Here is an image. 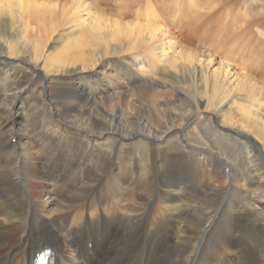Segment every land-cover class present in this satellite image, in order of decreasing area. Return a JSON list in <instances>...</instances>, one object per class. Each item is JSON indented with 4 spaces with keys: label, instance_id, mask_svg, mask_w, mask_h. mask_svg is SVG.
<instances>
[{
    "label": "bare ground",
    "instance_id": "obj_1",
    "mask_svg": "<svg viewBox=\"0 0 264 264\" xmlns=\"http://www.w3.org/2000/svg\"><path fill=\"white\" fill-rule=\"evenodd\" d=\"M206 1L149 2L133 25L102 0L0 1V76L9 79L0 87V264H34L46 249L51 264H264V195L239 191L219 213L206 205L222 196L195 190L199 154L211 162L207 147L232 138L243 141L253 186L264 182V154L254 158L235 129L255 112L264 144L262 74L241 71L258 72L261 55L250 40L238 54L242 38L221 50L220 18L236 14L225 0ZM242 23L264 48V22ZM191 24L219 36L211 44L227 63L179 59L191 47L166 26ZM141 44L158 79L142 70ZM17 61L29 71L13 75ZM28 92L36 112L23 102ZM195 122L204 129L189 135Z\"/></svg>",
    "mask_w": 264,
    "mask_h": 264
},
{
    "label": "rangeland",
    "instance_id": "obj_2",
    "mask_svg": "<svg viewBox=\"0 0 264 264\" xmlns=\"http://www.w3.org/2000/svg\"><path fill=\"white\" fill-rule=\"evenodd\" d=\"M0 1H2V0H0ZM166 1H168V0H123V1L122 0H102L100 5L102 8H105L107 10L109 9L110 6H111V8H118V9L123 8L124 9L123 14L125 15L124 16L125 24L126 25H133L135 23H139V22L144 21L143 16L141 14L138 15L137 13L140 9H142L144 11V9L146 8V6L149 2L156 3V4L160 5V7L164 8ZM205 1L206 0H204V3H209V1H206V2ZM213 1L215 2L218 0H213ZM225 1L227 4L232 6V7H228V9L231 8L233 11V15L236 14L235 15L236 20L234 19V16H230V17L226 18L227 17L226 16L227 8L221 7L222 8L221 10L222 11L224 10L221 13V16H224L226 18L225 20H223L222 17L220 18V19H222L223 24L225 22V24L221 27V29L218 30L219 32L217 33L221 38L218 35L215 36L211 28H208V30L205 31V33H204V31L202 29H201V31H200V29L194 30L196 28H194L192 26V24L189 25L187 30H185L184 27H179V29H178L177 25H171V27H169V25H170L169 24L166 26L175 32V35H176L178 41L183 42L185 44L187 43L188 46L191 47V49H189V51L188 50L186 51L182 48L178 49L177 50L178 51L177 56L179 57V59H184L186 54H188L187 57H190L193 59H198V58L202 59V58L209 57L210 55L215 54L217 56V61L227 63L226 62L227 59L223 58L220 54H218V52L215 51L217 47L212 46V44H217L218 40L222 39L223 43H222V49L221 50H223L226 47V45H229V40L227 39L228 37H229V39H230V37L233 38L234 45H236V43H235L236 41H234V40H236L237 38H242L239 40L240 46L238 49L239 51L237 52L238 54H242V52H244L246 49V48H244L245 44H246L245 41L247 40L246 41L247 43L249 40L251 43L254 41L257 44V46L255 44V46L257 48L255 50H252V53H255V51L260 53L261 56H260L259 61H258L260 68H258V72H254L252 70H247V69H242L241 71L245 72V73H249L252 76H256V75L259 76L262 74L260 81L263 84V88H260V90H261V97H264V70H263L264 69V48L260 42L258 44V40L256 38L257 36H254V38L250 37L251 34L255 35L254 34L255 28L252 27L253 33L248 32V34H247L246 29L248 27L246 26V24L242 23L243 21L245 22V19L246 20H248V19H255V20L260 19L262 21V23L264 22V0H225ZM106 2H109L110 5L108 6L106 4ZM202 2H203V0H202ZM204 6H207V5H204ZM69 7L70 6L67 5V7H66L67 12L69 10ZM172 10H174V5L172 6ZM216 10L219 12L221 11L220 8H218ZM216 10H214V11H216ZM25 11H26V8L23 7L21 16H24ZM164 12H165V10H164ZM174 14H176V16L178 17L180 13L177 12ZM165 16H171V15L169 14V12H165ZM236 16H238V17L240 16L239 17L240 19L237 18ZM157 17L160 18V16H157ZM231 17H233V18H231ZM152 18H154V17H152ZM231 19L233 20V22L231 21ZM238 19H239V21L241 20L240 22L238 21L239 23L237 22ZM147 20H149V19H147ZM240 25H242V27ZM235 29H236V31H235ZM243 29L246 32L241 33ZM253 29H254V31H253ZM249 30H251V27ZM222 35L224 37H222ZM58 36H60V35H58ZM245 36H247L246 39L244 38ZM215 37H219V39L215 38ZM215 39H217V40L215 41ZM224 41H227V43ZM242 45H243V48H242ZM143 46H144V44H141L139 46V49L136 48L137 53L142 54L140 58L144 59V62H145V64L142 66V70H143V72L154 71L153 73H150L149 75L151 78L158 79L160 76L156 75V74H158V71H160V70L159 69L154 70V68L152 66H150V64H148V62L146 64V59L149 58V56L146 52L148 49L143 48ZM221 50H219V51H221ZM234 51L236 52L237 50H234ZM247 57H248V54H247ZM230 63H233V65H237V67L240 69V67L238 66L239 61H234V62H230ZM30 66H31L30 64L25 65V64H23L22 61H20V62L17 61V63L14 64V69L12 70V73L14 75L15 73H17L19 71H29ZM103 70H107V69L103 68ZM241 71L239 70V72H241ZM262 71H263V73H262ZM160 73H162V72L160 71ZM150 77H146V78L149 79ZM0 87L3 90H5L6 88L8 89L9 79H7L6 76H0ZM158 89H163V88H158ZM175 91H176V89H174L172 95H170L169 98H171V99L175 98ZM146 98H148V96L141 95V97H140V99L142 101H145ZM149 100L150 99L148 98L145 102H148ZM23 102L32 104V106H30V107L28 106L29 113L36 112V110L38 108L40 109V105H39L40 103L38 102V99L33 92H28V93L24 94ZM149 103H150V101H149ZM202 115L206 116L207 114L202 113L201 116ZM201 128L204 129V126L201 123L198 124V122H195L191 127L188 128L189 135L195 133L196 129H199L200 131H202ZM235 129L239 132L244 133L243 134V136H244L243 140L246 141V143L252 148V151L257 154L256 155L257 157L255 156L254 158L259 159L260 155H262V153L264 154V144L260 140V138L256 132V113L253 112L251 114V121L250 122H243L241 120L239 122H237ZM180 133L181 132H178L176 134H180ZM196 137H197V135H196ZM208 139L211 143L214 140V138H208ZM15 140L16 139H13V143H15ZM216 143L217 142H215V144H214V142H213L214 145L212 144L211 146L207 147L208 148L207 150H209V151L211 150L210 153L212 154V157H213L212 161H211L212 163L210 162V159H209L210 155L208 157L207 151L206 152L202 151L199 154L200 157L199 156L197 157V160L199 161V165H198V170H197V180L195 183L196 184L195 190L198 192V196L201 198L209 197L212 195H215V197L222 196V199H219V200L212 199L206 205V207H209L208 210L214 209L219 213L226 212L227 211V209H226L227 205L224 203H228L230 198H231V195H237V194H239V191L248 190L252 193H253V191H257L260 196L264 195V182H262L261 187H254L253 186L254 178H258V177L255 176V174H256L255 171L252 168H249V163L246 161L245 155L242 154L244 152V146L242 145L243 141L238 140V139H233V138L231 139L230 142L222 140L220 148H219V146H215ZM196 146H202L201 142L197 141L196 144L192 147H196ZM203 147H205V145ZM262 177H264V174L262 175ZM232 184H234V185L236 184V186H232ZM212 190L215 193H211ZM203 207L204 206H202V208ZM183 209H184V207H179L178 211H183ZM230 211L233 214H242L243 213V211L240 208H234V209L231 208ZM185 218L186 217L181 219V223H180L181 226L184 225ZM176 220H177V217H176ZM13 236H15V235H13ZM204 239L205 238L202 237L200 242L202 243L204 241ZM194 249H195V246H193L192 252L194 251ZM192 252H189L188 256H191Z\"/></svg>",
    "mask_w": 264,
    "mask_h": 264
}]
</instances>
